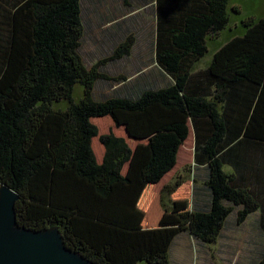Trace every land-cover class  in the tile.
Masks as SVG:
<instances>
[{
  "label": "trees",
  "instance_id": "16d2710c",
  "mask_svg": "<svg viewBox=\"0 0 264 264\" xmlns=\"http://www.w3.org/2000/svg\"><path fill=\"white\" fill-rule=\"evenodd\" d=\"M151 2L154 61L168 82L141 87L136 96L96 99V81L127 79L107 75L103 66L129 56L135 35L87 66L80 53L81 0H0V184L18 195L20 226H57L65 245L94 264H169L177 234L215 243L236 208L237 223L259 212L264 232V16L247 18L243 32L217 45L206 68L195 70L208 40L229 24L228 0ZM76 84L82 86L77 101ZM63 101L65 108L53 109ZM117 114L146 123L135 186L157 184L193 133L194 164L207 171L204 208L176 203L181 181L175 180L161 189L160 225L144 227L117 207L118 218H106V228L98 224L114 186L133 187L124 174L132 147L112 132L99 134L94 123L109 116L118 125ZM95 137L104 149L100 162Z\"/></svg>",
  "mask_w": 264,
  "mask_h": 264
},
{
  "label": "rangeland",
  "instance_id": "374dc122",
  "mask_svg": "<svg viewBox=\"0 0 264 264\" xmlns=\"http://www.w3.org/2000/svg\"><path fill=\"white\" fill-rule=\"evenodd\" d=\"M151 1L133 0L130 2L131 5H127L124 0H81L84 33L80 53L86 65L90 66L96 60L109 55L115 44L129 33H133L135 44L131 54L120 60L106 63L103 66L104 72L111 77L121 73L132 76L144 70L142 75L150 76L148 79H152L153 76L149 72L152 68V73H158L155 74L156 81L161 84L165 83L166 80L163 79L165 76L163 74L161 76V72L149 63L154 59L155 37V5ZM227 12L230 16L227 28L216 35L214 40H208V51L195 63V70L206 68L217 45L232 35H240L245 29L244 22L247 18L258 19L264 16V0H228ZM123 66L127 69H121ZM142 75H134L135 78L132 77L131 81L137 77H139V82L144 81L141 78ZM130 82L121 85L113 80H98L94 84V97L96 99L102 97L104 93H99L100 89H105L108 95L128 94L129 88L135 86ZM140 88L141 86L137 85L131 95L136 96ZM81 96L82 86L76 84L72 97L77 101ZM66 105L67 103L63 101L53 104L52 107L56 110L63 109ZM135 117V114H117L118 125L109 116L94 119L99 134L112 132L122 136L133 149L131 161L124 169V174L130 179V185L133 187L126 184L115 185L112 195L102 202L97 221L103 228H106V218H118L116 207L120 212L127 214L126 219L134 216L140 217L141 225L144 227L160 225L159 220L163 216L160 205L161 189L175 180H180L181 184L173 196L182 208L190 207L192 200L193 208H204L208 202L207 190L204 188L206 179L204 168L196 167L193 161L194 138L192 133L180 146L174 167L157 184L153 186L134 185L137 184L135 162L140 160L143 153L141 146L146 143V132L143 129L146 123ZM92 146L100 162L104 149L98 137L92 140ZM236 210L224 221L215 243H202L188 233L180 234L170 246L169 264H257L264 254V232L259 224V212L251 213L242 223H237ZM107 223L112 224L113 222ZM138 264L144 263L139 262Z\"/></svg>",
  "mask_w": 264,
  "mask_h": 264
},
{
  "label": "water",
  "instance_id": "95a60500",
  "mask_svg": "<svg viewBox=\"0 0 264 264\" xmlns=\"http://www.w3.org/2000/svg\"><path fill=\"white\" fill-rule=\"evenodd\" d=\"M17 199L13 190L0 184V264H94L65 245L57 226H20L14 209Z\"/></svg>",
  "mask_w": 264,
  "mask_h": 264
},
{
  "label": "crops",
  "instance_id": "0c3cea01",
  "mask_svg": "<svg viewBox=\"0 0 264 264\" xmlns=\"http://www.w3.org/2000/svg\"><path fill=\"white\" fill-rule=\"evenodd\" d=\"M149 63H151L150 65H152V66H155V68H157L160 72H161V76H162V74H163V72H162V70L156 65V62L154 61V59H153V62H149ZM142 67V66H141ZM121 69H127V67H125V66H123ZM152 68H150L149 69V72L152 74V76H153V78L152 79H148V77H150V76H143L142 75V73L143 72H145L144 70L142 71H138V72H136V74H133L132 76H128V75H125V74H120L121 76L122 75H125L126 77H127V79L125 80V81H121L119 84H121V85H124V84H126V83H128V82H130L131 81V78L133 77V78H135L134 77V75H137V76H139V74H141L142 75V79H144V81H140L139 82V77H137L136 79H134L133 81H131L130 83L131 84H133V85H135L133 88L132 87H130L129 88V92H128V94L130 93V94H132L133 92H134V90H135V88H136V86L137 85H140L141 87H144V86H149V85H151V86H163L164 84H166L167 82H168V78L165 76V77H163V79H165L166 80V82L165 83H163V84H161V83H159V82H157L156 80H157V78L155 77V74H158V73H152V70H151ZM136 80V81H135ZM106 90L105 89H100V92L99 93H106L105 92ZM99 99V98H98ZM190 133H192V132H190ZM193 134V133H192ZM194 138V137H193ZM103 152H104V150H103ZM102 156H103V154H102ZM196 167H200V168H204V172H205V174H207V171H206V169H205V167L204 166H198V165H196ZM204 182H205V180H204ZM206 187V185L204 184V188ZM206 189V188H205ZM207 192V191H206ZM207 195H208V192H207ZM193 198H194V192H193ZM206 199H208V196H207V198ZM192 203H193V200H192ZM207 204V203H206ZM110 205H111V203H110ZM183 233H187V232H182V233H179V234H177L176 236H175V238H174V241L177 239V237L180 235V234H183ZM172 243H173V241H172ZM171 243V244H172Z\"/></svg>",
  "mask_w": 264,
  "mask_h": 264
}]
</instances>
